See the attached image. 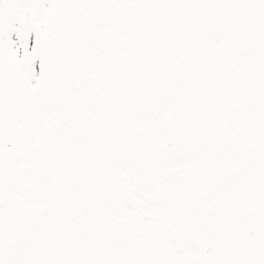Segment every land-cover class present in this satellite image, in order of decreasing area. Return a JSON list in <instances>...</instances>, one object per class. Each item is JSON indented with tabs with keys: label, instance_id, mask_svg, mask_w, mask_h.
Listing matches in <instances>:
<instances>
[{
	"label": "snow or ice",
	"instance_id": "snow-or-ice-1",
	"mask_svg": "<svg viewBox=\"0 0 264 264\" xmlns=\"http://www.w3.org/2000/svg\"><path fill=\"white\" fill-rule=\"evenodd\" d=\"M0 264H264V0H0Z\"/></svg>",
	"mask_w": 264,
	"mask_h": 264
}]
</instances>
